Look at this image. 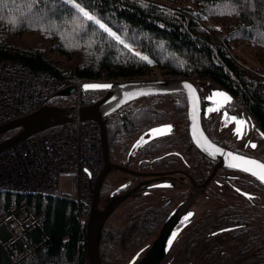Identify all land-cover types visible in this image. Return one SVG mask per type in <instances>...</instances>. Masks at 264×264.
I'll return each mask as SVG.
<instances>
[{
    "label": "trees",
    "instance_id": "trees-1",
    "mask_svg": "<svg viewBox=\"0 0 264 264\" xmlns=\"http://www.w3.org/2000/svg\"><path fill=\"white\" fill-rule=\"evenodd\" d=\"M77 3L94 17L93 21L78 13ZM95 20L115 37H110ZM245 57L253 66L246 64ZM2 61L48 71L56 77L69 74L114 84L154 79V72L188 79L195 86L197 81L210 82L214 86L210 89L235 98L264 136V0H0ZM102 93L81 90V104L96 101ZM72 97L52 96L48 104L64 105ZM185 107L183 103L172 110L184 115ZM163 113L149 105L118 109L104 118L108 145L115 131L133 132ZM14 133L12 130L1 139ZM251 179L253 183L241 187L249 197L229 190L228 185V194L222 192V198L208 204L225 205L223 221L229 225L232 209H237L233 222L239 226L232 233L244 238L239 240L244 243L238 252L252 251L254 264H264V186ZM238 182L241 184L230 181ZM106 189L101 183L100 200L107 194ZM20 199L45 217L42 231L37 230L34 237H48L42 255L47 260L26 258L13 262L0 243V264H88L86 221H79L77 203L71 195L0 190V205ZM211 220L208 217L207 221ZM107 223L99 243L102 264L118 257L115 248L120 247L119 229L107 228ZM0 238H5L2 232Z\"/></svg>",
    "mask_w": 264,
    "mask_h": 264
},
{
    "label": "flooded vegetation",
    "instance_id": "flooded-vegetation-1",
    "mask_svg": "<svg viewBox=\"0 0 264 264\" xmlns=\"http://www.w3.org/2000/svg\"><path fill=\"white\" fill-rule=\"evenodd\" d=\"M196 88L200 97L201 125L212 141L251 157V151L256 147L263 148L260 145L264 144V136L257 132L252 119L238 107L235 98L224 93L230 98L227 101L225 96L218 95L222 93L220 91L208 89L203 92ZM151 97L156 98L146 97L149 102L145 106H153L160 113L164 109L167 111L133 132L115 131L111 145H108L110 163L138 173L132 175L110 168L103 177L107 194L100 200V208H103L109 193L117 188L123 185L126 188H120L117 196L135 189L118 204L107 221L119 229L118 244L123 253L132 245H137V250L126 260L110 258L109 264H147L151 261L152 264H245L246 260L247 264H254L252 251L238 252L239 245L244 243L239 240L244 238L240 239L232 233L239 226L236 221L233 222L237 209H232V224L229 225L223 221L225 205L208 204V201L217 202L223 197L222 192L228 194L229 190L249 197L241 187L244 183H253L252 177L234 170L219 169L209 183L196 191L195 188L210 174L214 162L202 154L190 139L186 96L179 92ZM182 97L185 99L182 100ZM183 103L186 106L184 115L172 110L173 106ZM128 104L123 107L130 109ZM234 117L242 123L237 124ZM119 127L115 126V129ZM154 129L162 131L153 132ZM253 144L256 147H252ZM140 173L156 175L144 176ZM232 180L241 184L230 183ZM191 198L193 200L184 206ZM118 209L120 212H117ZM189 213L192 215L185 220ZM208 217L212 219L209 222ZM168 222L171 224L159 248L153 252ZM173 233H177L174 239ZM247 248L250 249L249 246Z\"/></svg>",
    "mask_w": 264,
    "mask_h": 264
},
{
    "label": "built area",
    "instance_id": "built-area-1",
    "mask_svg": "<svg viewBox=\"0 0 264 264\" xmlns=\"http://www.w3.org/2000/svg\"><path fill=\"white\" fill-rule=\"evenodd\" d=\"M88 81L0 62V126L38 110L67 87L75 89L69 104L81 105L80 88ZM101 169L99 125L93 120L75 121L32 135L1 152L0 190L71 195L85 221L91 188ZM44 221V215L29 209L22 199L0 205V232L5 236L0 243L13 262L40 259L46 252L48 237L33 236L42 231Z\"/></svg>",
    "mask_w": 264,
    "mask_h": 264
},
{
    "label": "water",
    "instance_id": "water-1",
    "mask_svg": "<svg viewBox=\"0 0 264 264\" xmlns=\"http://www.w3.org/2000/svg\"><path fill=\"white\" fill-rule=\"evenodd\" d=\"M85 85H110L111 87L106 89H86L84 87ZM81 90L102 91L104 94L96 101L86 105L47 104L30 114L16 118L1 125L0 153L8 147L25 140L31 135L44 132L66 123L89 120L97 122L101 134L102 158L104 166L98 174L91 190V205L86 221V254L88 264H101L99 257V239L104 222L117 204L129 196L133 190H135H128L124 194L117 196L116 192H118L120 188L124 190L126 189L124 187L125 185H123L113 192H110L105 199L103 208H99V188L105 173L108 169L114 168L132 175H138V173L128 170L126 167L109 162L104 118L136 99L179 92L185 94L187 100V120L190 139L193 145L202 154L214 162L210 174L201 185L195 188L196 191L209 183L215 172L219 169H230L244 173L251 176L264 186V180L260 179V176L264 175V168L259 167V165H264L263 161L229 150L215 143L206 135L200 120L201 108L198 90L188 79H142L119 82L116 84L109 81H94L83 83ZM74 91V87H67L57 92L54 96L67 97L73 94ZM12 130L15 131L14 134L5 139H1L2 135H5ZM228 153H232L233 155L229 156ZM241 157L244 159H240ZM246 161H255L256 164L246 163ZM245 168L248 170L244 171L243 169ZM253 172H255L256 175H253ZM139 175L151 176L156 174L140 173ZM192 200L193 198L187 200L184 206L188 205ZM170 224L171 222H168L162 230L157 243L154 245L153 252L159 248ZM152 263L153 261L148 262L147 264Z\"/></svg>",
    "mask_w": 264,
    "mask_h": 264
},
{
    "label": "rangeland",
    "instance_id": "rangeland-1",
    "mask_svg": "<svg viewBox=\"0 0 264 264\" xmlns=\"http://www.w3.org/2000/svg\"><path fill=\"white\" fill-rule=\"evenodd\" d=\"M64 41V40H63ZM66 41V40H65ZM217 41H218V39H217ZM219 42V41H218ZM230 52V51H229ZM228 52V53H229ZM229 54H232L231 52L229 53ZM245 62H246V64L247 65H249L250 67L251 66H253L252 65V63H251V61L249 60V59H247L246 57H245ZM253 68H251V70H252ZM153 78L154 79H159V80H165V79H182L181 77H175V76H173V75H171V74H167V73H160V72H154L153 73ZM96 81V80H95ZM97 81H103V80H97ZM196 86L198 87V88H200L203 92H205V91H207L208 89H210V88H214V86H212V84L209 82V83H207V82H201V81H197L196 82ZM148 100L146 99V98H140V99H136V100H134V101H132V102H130L129 104H128V108H130V109H133V108H138V107H140V106H145V105H147L148 104ZM70 102H68V103H66V104H69ZM66 104H64V105H66ZM47 105V104H46ZM164 111L166 112L167 110H165L164 109ZM163 111V112H164ZM261 144V143H260ZM259 144V145H260ZM260 146H262L263 148L261 149L260 147L259 148H257L256 147V149H254V151H251V154H252V156L253 157H257V158H260V159H263L264 160V144H261ZM224 200H225V202H227L228 201V198L227 197H224ZM229 201H230V199H229ZM119 210V209H118ZM117 212H120V210L119 211H117ZM107 222V221H106ZM109 224V225H108ZM106 227L107 228H113V229H116V227H113L112 225H110V222H108L107 223V225H106ZM105 227V228H106ZM137 250V245H135V246H130V248L126 251V252H124L125 254H123V252L121 251V249H120V247H116L115 248V252H116V254H118V260H122V257L123 258H125V260L128 258V257H130L135 251ZM124 255L126 256V257H124ZM241 260H239V262H240ZM103 264H106V263H103Z\"/></svg>",
    "mask_w": 264,
    "mask_h": 264
},
{
    "label": "snow or ice",
    "instance_id": "snow-or-ice-1",
    "mask_svg": "<svg viewBox=\"0 0 264 264\" xmlns=\"http://www.w3.org/2000/svg\"><path fill=\"white\" fill-rule=\"evenodd\" d=\"M76 8L78 9V13H79V14H82L85 18H87L88 21L91 22V21L94 20V17H93L92 15H90L87 11H85L84 8L80 7V6H79V3L76 4ZM94 22H95V24L99 25V27H100L101 29H103L105 32H107L108 35H109L110 37H115V33L111 32V31H110V30H109L104 24L100 23L99 20H95ZM116 39H119V38L116 37ZM125 47H127V45H125ZM141 59L146 60L147 58H146V57H141ZM148 62L151 63V61H148ZM84 87H85L86 89H106V88H109V87H111V86H110V85H85ZM189 87H190V86H189ZM218 95H221V96H225V97H226V94H224V93H218ZM226 100H227V101H230V98H229V97H226ZM233 120L236 121L237 124L242 123L241 121L237 120V118H235V117L233 118ZM168 127L170 128L171 126H168ZM152 131H153V132H161L162 129H154V130H152ZM142 139H143V138H142ZM252 147H256V145L253 144ZM228 155H229V156H232L233 154H232V153H228ZM240 159H244V158L241 157ZM246 163L256 164L255 161H246ZM259 167L264 168V165H259ZM243 170H244V171H247L248 169L245 168V169H243ZM252 174H253V175H256L255 172H253ZM260 179H261V180H264V175L260 176ZM191 215H192V214L189 213L188 216H186L184 219H185V220H188V218H189ZM176 235H177V233H173V235H172V239H174ZM172 239L169 240V245H171V243H172Z\"/></svg>",
    "mask_w": 264,
    "mask_h": 264
},
{
    "label": "bare ground",
    "instance_id": "bare-ground-1",
    "mask_svg": "<svg viewBox=\"0 0 264 264\" xmlns=\"http://www.w3.org/2000/svg\"><path fill=\"white\" fill-rule=\"evenodd\" d=\"M65 76H71V75H69V74H67V75H65ZM64 77V76H63ZM88 82H94V80H91V81H88ZM103 82V81H102ZM105 82V81H104ZM84 83H87V82H84ZM82 86V85H81ZM80 91H81V88H80ZM50 130V129H49ZM96 180V179H95ZM95 182V181H94ZM94 184V183H93ZM92 187H93V185H92ZM91 190H92V188H91ZM122 202V201H121ZM120 202V203H121ZM100 203V202H99ZM120 203H118V204H120ZM118 204H117V206L114 208V210L111 212V214L116 210V208L118 207ZM90 205H91V198H90ZM90 205H89V208H88V210H87V216H86V220L85 221H87V218H88V213H89V209H90ZM98 206H99V208H100V205L98 204ZM77 207V214H78V219H79V221L80 222H82L83 220H81L80 219V217H81V215H82V211H81V209L78 207V206H76ZM38 214H41V213H38ZM110 214V215H111ZM109 215V216H110ZM109 216H108V218H109ZM108 218L106 219V221L108 220ZM106 221L104 222V224L106 223ZM104 226V225H103ZM102 229H103V227H102ZM102 231V230H101ZM35 233L36 232H34L33 233V236L35 235ZM100 238H101V233H100ZM99 243H100V239H99ZM2 245V244H1ZM43 255V254H42ZM42 255L40 256V259H35V260H42ZM99 257H100V252H99ZM24 259H26V258H24ZM29 259H32V258H29ZM23 260V259H22ZM43 260L45 261L46 260V258H43ZM100 261H101V258H100ZM102 264V263H101Z\"/></svg>",
    "mask_w": 264,
    "mask_h": 264
}]
</instances>
